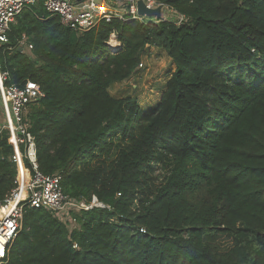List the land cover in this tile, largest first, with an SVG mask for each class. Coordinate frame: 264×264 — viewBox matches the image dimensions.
Returning a JSON list of instances; mask_svg holds the SVG:
<instances>
[{"label": "trees", "instance_id": "16d2710c", "mask_svg": "<svg viewBox=\"0 0 264 264\" xmlns=\"http://www.w3.org/2000/svg\"><path fill=\"white\" fill-rule=\"evenodd\" d=\"M157 1L185 21L77 31L39 1L11 24L0 70L6 85L31 80L43 92L24 114L38 170L60 174L66 195L107 206L63 219L26 204L3 264H264V0ZM111 33L118 46L106 44ZM149 47L175 68L143 110L109 88ZM0 115L5 123L1 98ZM0 128L2 201L17 164Z\"/></svg>", "mask_w": 264, "mask_h": 264}, {"label": "built area", "instance_id": "2783aa9c", "mask_svg": "<svg viewBox=\"0 0 264 264\" xmlns=\"http://www.w3.org/2000/svg\"><path fill=\"white\" fill-rule=\"evenodd\" d=\"M39 1L45 10L57 16L63 25L77 31L86 30L99 20L143 21L158 18L139 14V0H0V43L8 41L7 32L23 9ZM141 1L147 8L166 6L157 0ZM176 15L177 24L185 21L184 15ZM24 41L23 39L19 42L21 47ZM111 42L114 43L110 44ZM106 44L110 47L119 45L114 33H111ZM138 66H142V62ZM6 77L7 73L0 70V98L5 117L2 127L9 131L8 142L13 145L12 158L17 164V175L15 187L0 201V264L5 263L10 244L21 227L23 208L26 204L55 211L63 219H69L68 212L71 210L107 206L95 195L89 201L66 195L62 190L60 174H44L38 170L34 138L27 131L24 114L26 105L43 96V92L39 85L31 80H27L23 85H6ZM20 145H23V151H20ZM24 158L30 162L31 167L25 166Z\"/></svg>", "mask_w": 264, "mask_h": 264}, {"label": "rangeland", "instance_id": "374dc122", "mask_svg": "<svg viewBox=\"0 0 264 264\" xmlns=\"http://www.w3.org/2000/svg\"><path fill=\"white\" fill-rule=\"evenodd\" d=\"M159 18L177 21L176 13L167 6L161 7ZM21 45L26 48V41ZM141 61L142 66H138L132 76L123 81L112 83L109 91L115 97L132 96L143 110H147L159 102L161 93L165 89V82L175 66L163 50L155 47L147 48ZM3 125V116L0 115V127ZM72 226H76L75 223ZM229 245L228 238H220L219 248L221 250L227 249Z\"/></svg>", "mask_w": 264, "mask_h": 264}, {"label": "water", "instance_id": "95a60500", "mask_svg": "<svg viewBox=\"0 0 264 264\" xmlns=\"http://www.w3.org/2000/svg\"><path fill=\"white\" fill-rule=\"evenodd\" d=\"M137 8L139 14H145L147 16H155L158 18L161 15L160 6H157L156 8H147L141 0L137 2Z\"/></svg>", "mask_w": 264, "mask_h": 264}, {"label": "bare ground", "instance_id": "6f19581e", "mask_svg": "<svg viewBox=\"0 0 264 264\" xmlns=\"http://www.w3.org/2000/svg\"><path fill=\"white\" fill-rule=\"evenodd\" d=\"M112 43H114V42H111L110 44H112Z\"/></svg>", "mask_w": 264, "mask_h": 264}]
</instances>
